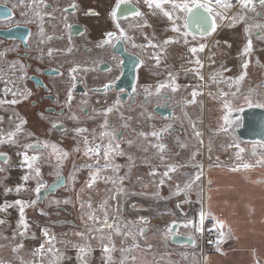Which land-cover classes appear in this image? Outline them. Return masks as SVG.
I'll list each match as a JSON object with an SVG mask.
<instances>
[{"label": "flooded vegetation", "instance_id": "obj_1", "mask_svg": "<svg viewBox=\"0 0 264 264\" xmlns=\"http://www.w3.org/2000/svg\"><path fill=\"white\" fill-rule=\"evenodd\" d=\"M199 9L184 0H0L4 201L32 209L37 226L78 230L73 194L94 181L81 186L82 172L112 174L119 190L125 156L129 183L145 171L140 188L171 167L199 176L195 145L211 98L229 136L264 155V0H243L242 30L236 12L228 30H207ZM185 144L193 165L167 168Z\"/></svg>", "mask_w": 264, "mask_h": 264}, {"label": "rangeland", "instance_id": "obj_2", "mask_svg": "<svg viewBox=\"0 0 264 264\" xmlns=\"http://www.w3.org/2000/svg\"><path fill=\"white\" fill-rule=\"evenodd\" d=\"M184 2L190 6L196 4L201 9L209 10L215 21V30L225 26L230 15L236 12L233 20L236 24L234 26H237L235 30H242L240 6L243 0H184ZM225 114L226 111L215 99H208V109L203 115L205 130H202L200 142L195 145L197 155L201 157L199 162L202 172L190 182L184 184L183 180L177 179L171 166L193 165V155H195L193 144L189 146L185 144L184 147L179 148L176 155L168 157L167 168L171 167L170 170L166 171L163 167H158L157 170L166 171L169 179H153V184L148 185V189L140 188L135 182L137 177L143 175L142 171L145 174L142 168L140 172L132 175L131 183L125 178L130 165L125 156L121 158L119 180H117L120 183L119 190L114 189L116 179L112 174L93 176L91 171L80 173L81 179L78 182L81 186L90 183V178L94 181L84 194L82 189L75 190L73 194L72 205L77 222L80 224L78 230L37 226L30 221L35 218L31 213L32 209L20 212L15 204L16 200L5 202L4 197L0 195V209L8 213L7 216L0 213L4 223L3 228L0 229V264H125L127 252L135 245L129 236L142 237L146 228L152 230V233L157 229L155 224L144 225L140 221L141 218H146L147 205L154 202L158 206L161 201L167 200L170 206L175 207L178 217L183 219L187 214H191L190 208L194 205L196 208L199 206L198 203L201 201L198 200L199 195L204 189L203 181H200L199 177L206 168L210 170L219 164L231 170L240 167L257 169L258 166L259 170H264V155L261 154L260 147L252 144L241 145L229 136L227 130H224ZM192 136L190 133L188 138ZM142 160L145 161L144 158ZM140 163L143 162L137 160V166H141ZM154 165L162 164L154 161ZM154 165L152 167L146 165L145 168L150 172L154 170ZM244 165L248 166L245 168ZM184 190L188 195L180 193ZM19 212L23 215L20 216ZM180 219L176 220L179 223L185 221ZM192 219L194 218L186 219V223L189 221V230H185L181 223L178 232L183 230L186 234H193L200 242L203 233L199 217L195 218V223ZM158 227L166 238L172 236V226L167 225V222ZM169 247L172 250L184 246Z\"/></svg>", "mask_w": 264, "mask_h": 264}, {"label": "crops", "instance_id": "obj_3", "mask_svg": "<svg viewBox=\"0 0 264 264\" xmlns=\"http://www.w3.org/2000/svg\"><path fill=\"white\" fill-rule=\"evenodd\" d=\"M228 27L227 23L219 30H228ZM259 168L231 170L219 164L210 170L206 168L199 177L204 185L198 199L201 200L199 206L190 208L191 214L183 219L178 217L175 207L170 206L167 200L158 206L154 202L147 205L146 218L140 221L144 225L155 224L157 229L152 233L146 228L142 237L137 236L138 239L129 236L135 245L127 252L125 264H264V170ZM197 177L196 174L185 173L176 178L187 183ZM157 178L169 179L154 174L153 179ZM180 193L188 195L187 192ZM197 217L202 233L204 229L223 230L225 235L220 251L204 254L195 248L170 250L172 236L166 238L158 226L167 222L172 228L177 226L178 232V226L183 223L184 229L189 230L186 219L194 218L192 222L195 223ZM176 219L185 221L179 223ZM179 232V235L193 239L195 245L199 243L193 234H186L183 230Z\"/></svg>", "mask_w": 264, "mask_h": 264}, {"label": "water", "instance_id": "obj_4", "mask_svg": "<svg viewBox=\"0 0 264 264\" xmlns=\"http://www.w3.org/2000/svg\"><path fill=\"white\" fill-rule=\"evenodd\" d=\"M198 12H199V16H201L200 17L201 18L200 23H202L204 20H206V22H207V30H213L214 23H213V19H212L211 15L207 11H205L203 9H199ZM202 19H203V21H202ZM193 26H194V24L191 23V20H189L187 22L188 30H194ZM260 127H261L262 132L264 133V117L262 119V124H261ZM248 130L249 131H247V132H249V133L252 131V125H249ZM242 138L244 140H246V141H251V142L254 141V138H252V137H246L245 138V137L242 136ZM171 233H172L171 244L174 245V246H185V245L192 246L194 244V240L193 239L187 238V237H184L182 235L177 234V226H174L172 228Z\"/></svg>", "mask_w": 264, "mask_h": 264}, {"label": "built area", "instance_id": "obj_5", "mask_svg": "<svg viewBox=\"0 0 264 264\" xmlns=\"http://www.w3.org/2000/svg\"><path fill=\"white\" fill-rule=\"evenodd\" d=\"M224 232L222 229L216 228L212 230H205L197 245L192 246L185 245L188 249H197L204 254H211L220 251V245L224 238Z\"/></svg>", "mask_w": 264, "mask_h": 264}]
</instances>
